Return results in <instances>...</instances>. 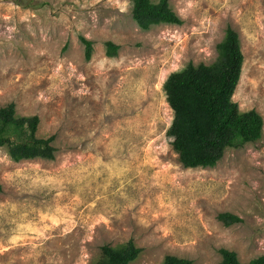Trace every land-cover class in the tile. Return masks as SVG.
<instances>
[{
	"label": "rangeland",
	"instance_id": "rangeland-1",
	"mask_svg": "<svg viewBox=\"0 0 264 264\" xmlns=\"http://www.w3.org/2000/svg\"><path fill=\"white\" fill-rule=\"evenodd\" d=\"M168 2L182 25L143 31L133 0H0V109L37 117L56 149L17 163L0 148V264H96L129 241L142 250L132 264L264 256V0ZM228 28L244 55L233 102L262 117V137L185 169L164 84L213 65ZM223 213L242 222L227 228Z\"/></svg>",
	"mask_w": 264,
	"mask_h": 264
},
{
	"label": "trees",
	"instance_id": "trees-1",
	"mask_svg": "<svg viewBox=\"0 0 264 264\" xmlns=\"http://www.w3.org/2000/svg\"><path fill=\"white\" fill-rule=\"evenodd\" d=\"M133 20L143 31L154 26L182 25V20L172 10L168 0H133ZM86 60L92 56V43L84 38ZM107 56H117L119 47L107 43ZM238 34L228 28L224 40L217 46L218 59L210 66L188 64L172 73L164 84L167 103L174 118L168 136L172 147L185 169L216 167L229 149L256 143L262 137L263 119L255 111L241 112L233 102L238 86L244 55ZM37 117H18L15 105L0 109V148L6 147L14 162L37 158L54 160L55 136L37 138ZM218 220L231 227L242 222L229 213L218 215ZM142 250L133 241L112 248L104 246L102 257L96 264H132ZM220 264H242L235 252L220 250ZM163 264H193L191 260L167 256ZM248 264H264V256Z\"/></svg>",
	"mask_w": 264,
	"mask_h": 264
}]
</instances>
